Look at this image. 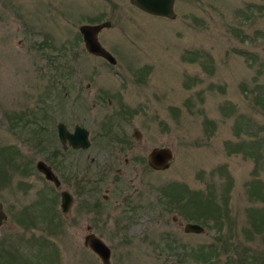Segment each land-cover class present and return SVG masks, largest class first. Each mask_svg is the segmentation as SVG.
Wrapping results in <instances>:
<instances>
[{"label": "rangeland", "instance_id": "rangeland-1", "mask_svg": "<svg viewBox=\"0 0 264 264\" xmlns=\"http://www.w3.org/2000/svg\"><path fill=\"white\" fill-rule=\"evenodd\" d=\"M174 10L0 0V264H102L89 232L111 264H264V0ZM104 20L98 38L116 63L79 30ZM60 121L88 128L90 146L65 151ZM155 146L172 149L167 167L148 163ZM39 159L74 176L67 212ZM172 183L184 187L175 198L163 191ZM125 194L130 205L115 203ZM189 221L204 230L185 232Z\"/></svg>", "mask_w": 264, "mask_h": 264}, {"label": "water", "instance_id": "water-1", "mask_svg": "<svg viewBox=\"0 0 264 264\" xmlns=\"http://www.w3.org/2000/svg\"><path fill=\"white\" fill-rule=\"evenodd\" d=\"M132 4L138 8L153 15L174 18L176 12L174 10L175 0H130ZM110 21L104 20L98 23H84L79 26L82 34L86 50L96 55L104 57L110 63H116V57L100 42L98 38L99 31L109 26ZM58 137L61 142L65 143L66 139L75 147H88L90 140L88 138V129L77 125L75 131L67 130L63 122L57 123ZM173 157V151L170 147H153L148 153V163L154 168H165L170 164ZM35 166L43 172L46 179L51 180L55 185L59 184V178L52 167L42 159L37 160ZM72 196L69 191H61L60 208L63 212H67ZM8 215L4 209L3 203L0 201V226L7 219ZM187 232H200L204 230V226L197 222H186L184 226ZM84 244L91 248L101 259L102 264H111V248L110 246L94 232H89L84 237Z\"/></svg>", "mask_w": 264, "mask_h": 264}, {"label": "flooded vegetation", "instance_id": "flooded-vegetation-1", "mask_svg": "<svg viewBox=\"0 0 264 264\" xmlns=\"http://www.w3.org/2000/svg\"><path fill=\"white\" fill-rule=\"evenodd\" d=\"M111 23V22H110ZM110 51V50H109ZM111 52V51H110ZM88 86H89V84H88ZM61 122H63V121H61ZM65 125H66V128H67V130H69V131H71V132H74L75 131V127L77 126V125H80V124H78V123H76L74 126H73V128L72 129H69V127L67 126V124L65 123V122H63ZM81 126H83V125H81ZM83 127H85V126H83ZM86 128V127H85ZM88 129V128H87ZM88 138H89V134H90V131H89V129H88ZM57 134H58V131H57ZM133 136L135 137V138H139L140 137V131L139 130H137V129H134L133 130ZM119 136V135H118ZM121 136H123V137H125L124 135H122L121 134ZM120 137V136H119ZM59 138V137H58ZM60 140V139H59ZM89 140H90V138H89ZM119 140V139H118ZM124 140V139H123ZM60 142H61V140H60ZM61 144H62V148L66 151V150H68V148H71V149H73V150H77L78 152L79 151H82L83 149H85V147H82V146H78V147H75V146H73L72 144H70V142H69V140L68 139H66V141H65V143H63V142H61ZM90 144H91V142H90ZM90 144L88 145V146H90ZM133 145L134 146H137V143H133ZM45 161V160H44ZM45 162H47V161H45ZM51 167H52V165L49 163V162H47ZM52 169H53V167H52ZM68 169V167H66V170H65V173H64V175H61V178L58 176V174H57V176H58V178H59V184L58 185H55L54 183V185H55V187H58V186H60L61 184H62V188H61V190H60V201H61V191L62 190H66V191H69V193L71 194V196H72V199H71V203H70V207L69 208H71V206H72V204L75 202V195H74V193L72 192V190L70 189V188H68V186H69V183H70V181H71V179H72V177H74V176H72V174L69 172V170H67ZM118 171V173H120V174H122V171L120 170V169H118L117 170ZM73 173V172H72ZM76 174V173H75ZM77 179H78V177H77ZM107 190V189H106ZM108 191V190H107ZM135 192H137V191H135ZM107 193V194H106ZM106 193H104L103 195H102V198L104 199V200H107L108 201V192H106ZM120 199H123V201L122 200H117L116 199V201H115V203H118L119 201L121 202V203H127L128 202V204L126 205V206H128V205H130V203H131V201L133 200V194H125V195H122L121 196V198ZM91 208V207H90ZM89 227V226H88ZM184 227V226H183ZM184 231H185V229H184ZM185 232H187V231H185ZM188 233V232H187ZM205 251H208V250H206V249H204ZM201 253H203V254H206L205 252H201ZM194 254H195V252H194ZM211 255V254H210ZM211 258V256H208L206 259L209 261V259Z\"/></svg>", "mask_w": 264, "mask_h": 264}, {"label": "trees", "instance_id": "trees-1", "mask_svg": "<svg viewBox=\"0 0 264 264\" xmlns=\"http://www.w3.org/2000/svg\"><path fill=\"white\" fill-rule=\"evenodd\" d=\"M181 184H175V183H172V184H169L168 186H165L163 191L170 197H178V195H181L183 190H184V187L183 188H180ZM193 205H198L200 206L201 205V202L204 203V205L206 204L207 200H205L204 198H201V194H193L192 195V199H191ZM186 202V201H185ZM95 207V206H94ZM201 255H203L201 253ZM213 255V251L211 250V255ZM204 256V255H203ZM253 259V258H252Z\"/></svg>", "mask_w": 264, "mask_h": 264}]
</instances>
